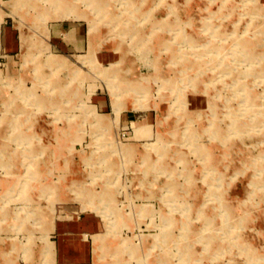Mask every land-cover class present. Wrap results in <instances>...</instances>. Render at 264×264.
Wrapping results in <instances>:
<instances>
[{
	"label": "rangeland",
	"instance_id": "rangeland-1",
	"mask_svg": "<svg viewBox=\"0 0 264 264\" xmlns=\"http://www.w3.org/2000/svg\"><path fill=\"white\" fill-rule=\"evenodd\" d=\"M70 205L90 264H264V0H0L9 264Z\"/></svg>",
	"mask_w": 264,
	"mask_h": 264
},
{
	"label": "crops",
	"instance_id": "crops-1",
	"mask_svg": "<svg viewBox=\"0 0 264 264\" xmlns=\"http://www.w3.org/2000/svg\"><path fill=\"white\" fill-rule=\"evenodd\" d=\"M68 30L70 32V29ZM59 34L61 35V32ZM58 39L57 46L64 45L69 51L75 50L76 45L72 42H67L60 37ZM53 224L54 229L48 234L45 232L42 236L44 246L40 248L45 262L47 264H90L93 259V236L98 235L103 229L100 218L70 205L56 213ZM9 254L10 238L2 236L0 237V264H9ZM31 258L29 256V260ZM30 264H42V261L41 263L30 262Z\"/></svg>",
	"mask_w": 264,
	"mask_h": 264
},
{
	"label": "bare ground",
	"instance_id": "bare-ground-1",
	"mask_svg": "<svg viewBox=\"0 0 264 264\" xmlns=\"http://www.w3.org/2000/svg\"><path fill=\"white\" fill-rule=\"evenodd\" d=\"M175 222V221H174Z\"/></svg>",
	"mask_w": 264,
	"mask_h": 264
}]
</instances>
